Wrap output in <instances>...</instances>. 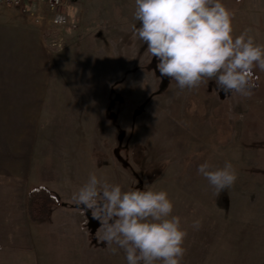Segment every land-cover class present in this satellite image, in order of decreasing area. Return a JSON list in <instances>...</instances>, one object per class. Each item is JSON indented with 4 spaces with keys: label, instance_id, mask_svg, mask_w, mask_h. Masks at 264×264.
I'll return each mask as SVG.
<instances>
[{
    "label": "rangeland",
    "instance_id": "1",
    "mask_svg": "<svg viewBox=\"0 0 264 264\" xmlns=\"http://www.w3.org/2000/svg\"><path fill=\"white\" fill-rule=\"evenodd\" d=\"M222 2L235 13L233 35L252 29L264 44V0ZM10 9L18 20L0 47L9 82L0 83V187L52 191L44 264H127L72 199L93 172L123 190L168 193L187 231L182 264H264V71L254 70L250 97L226 96L214 81L181 91L134 38L135 0H65L63 27L43 5L35 16ZM205 161H230L235 184L216 196L197 171ZM151 170L160 171L153 182Z\"/></svg>",
    "mask_w": 264,
    "mask_h": 264
},
{
    "label": "clouds",
    "instance_id": "2",
    "mask_svg": "<svg viewBox=\"0 0 264 264\" xmlns=\"http://www.w3.org/2000/svg\"><path fill=\"white\" fill-rule=\"evenodd\" d=\"M133 16L140 25H132L133 36L157 59L161 78L181 91L214 81L226 96L253 94L254 70L264 71V44L252 29L233 35L235 13L222 0H135ZM197 171L216 196L238 179L230 161L215 168L205 161ZM72 199L99 222L97 239L113 255L123 251L127 264H182L187 231L166 191L147 185L123 190L93 172ZM200 225L193 221V228Z\"/></svg>",
    "mask_w": 264,
    "mask_h": 264
},
{
    "label": "crops",
    "instance_id": "3",
    "mask_svg": "<svg viewBox=\"0 0 264 264\" xmlns=\"http://www.w3.org/2000/svg\"><path fill=\"white\" fill-rule=\"evenodd\" d=\"M12 15L17 19L18 11L0 6V47L9 41ZM7 79L1 77L0 83H9ZM30 191L31 188L22 193L17 187H11L10 182L0 187V264H44L41 229L52 222L54 211L46 220L31 222L27 211Z\"/></svg>",
    "mask_w": 264,
    "mask_h": 264
},
{
    "label": "trees",
    "instance_id": "4",
    "mask_svg": "<svg viewBox=\"0 0 264 264\" xmlns=\"http://www.w3.org/2000/svg\"><path fill=\"white\" fill-rule=\"evenodd\" d=\"M143 149L140 145L136 146L133 151V157L136 164L141 163ZM159 170H151L147 173L149 182H153L160 174ZM55 198L52 191L46 187H34L28 195L27 211L31 222L46 220L50 217Z\"/></svg>",
    "mask_w": 264,
    "mask_h": 264
},
{
    "label": "built area",
    "instance_id": "5",
    "mask_svg": "<svg viewBox=\"0 0 264 264\" xmlns=\"http://www.w3.org/2000/svg\"><path fill=\"white\" fill-rule=\"evenodd\" d=\"M42 5L50 13L53 26L63 27L68 24L69 15L65 9V0H0V6L16 8L31 16L38 15Z\"/></svg>",
    "mask_w": 264,
    "mask_h": 264
}]
</instances>
